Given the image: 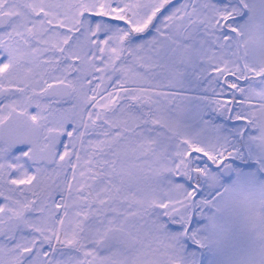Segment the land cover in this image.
Returning <instances> with one entry per match:
<instances>
[{
    "label": "snow or ice",
    "instance_id": "snow-or-ice-1",
    "mask_svg": "<svg viewBox=\"0 0 264 264\" xmlns=\"http://www.w3.org/2000/svg\"><path fill=\"white\" fill-rule=\"evenodd\" d=\"M0 264H264V0H0Z\"/></svg>",
    "mask_w": 264,
    "mask_h": 264
}]
</instances>
